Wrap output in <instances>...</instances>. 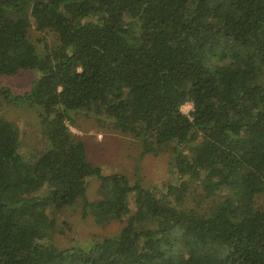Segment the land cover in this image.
<instances>
[{"label":"trees","instance_id":"1","mask_svg":"<svg viewBox=\"0 0 264 264\" xmlns=\"http://www.w3.org/2000/svg\"><path fill=\"white\" fill-rule=\"evenodd\" d=\"M33 26L58 45L42 51ZM27 71L31 92L0 88V264H264V0H0V77ZM3 104L44 110L42 152H21ZM78 114L132 136L141 158L167 152L171 182L105 175L70 129ZM93 178L83 217L128 220L60 248L55 214ZM192 185L226 196L197 214L183 209Z\"/></svg>","mask_w":264,"mask_h":264},{"label":"rangeland","instance_id":"2","mask_svg":"<svg viewBox=\"0 0 264 264\" xmlns=\"http://www.w3.org/2000/svg\"><path fill=\"white\" fill-rule=\"evenodd\" d=\"M30 38L44 52L46 47L55 48L58 45L55 33L39 31L34 26L30 29ZM36 78L37 73L32 71L12 77L1 76L0 88L9 90L15 96H24L31 92ZM187 104H190L191 108L186 115L191 116L193 105ZM1 110L4 118L19 129L20 150L25 156H34L46 148L47 141L42 132L46 124L43 109L28 104H3ZM70 129L85 143L90 162L101 167L105 175H124L131 183L140 182L147 189H164L166 184L171 182L170 157L167 152L141 158L140 144L132 136L110 130L108 122H98L93 116L85 114L76 115ZM99 185L98 179H90L87 191L78 203L55 214L57 224L54 241L58 247L88 245L96 239L115 237L124 228L128 218L98 225L93 217H83L82 205L86 201L92 202L99 198ZM177 185L180 187V184ZM225 194L207 198L199 185H192L182 202L183 209L201 215L208 214ZM134 211L132 206V212Z\"/></svg>","mask_w":264,"mask_h":264},{"label":"clouds","instance_id":"3","mask_svg":"<svg viewBox=\"0 0 264 264\" xmlns=\"http://www.w3.org/2000/svg\"><path fill=\"white\" fill-rule=\"evenodd\" d=\"M190 108H191V105L190 104L181 105L180 106V111L182 113L187 114V112L189 111Z\"/></svg>","mask_w":264,"mask_h":264}]
</instances>
